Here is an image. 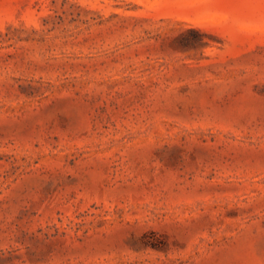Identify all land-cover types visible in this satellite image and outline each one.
<instances>
[{"label":"rangeland","instance_id":"1","mask_svg":"<svg viewBox=\"0 0 264 264\" xmlns=\"http://www.w3.org/2000/svg\"><path fill=\"white\" fill-rule=\"evenodd\" d=\"M0 264H264V0H0Z\"/></svg>","mask_w":264,"mask_h":264}]
</instances>
